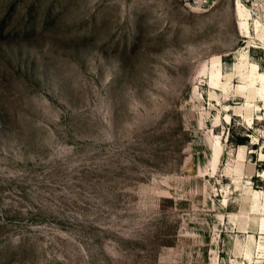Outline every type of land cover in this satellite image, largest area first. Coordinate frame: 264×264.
Returning a JSON list of instances; mask_svg holds the SVG:
<instances>
[{
  "label": "rangeland",
  "instance_id": "1",
  "mask_svg": "<svg viewBox=\"0 0 264 264\" xmlns=\"http://www.w3.org/2000/svg\"><path fill=\"white\" fill-rule=\"evenodd\" d=\"M0 264H264V0H0Z\"/></svg>",
  "mask_w": 264,
  "mask_h": 264
},
{
  "label": "trees",
  "instance_id": "2",
  "mask_svg": "<svg viewBox=\"0 0 264 264\" xmlns=\"http://www.w3.org/2000/svg\"><path fill=\"white\" fill-rule=\"evenodd\" d=\"M229 140L234 141L236 144H248V136H234L233 134L229 136Z\"/></svg>",
  "mask_w": 264,
  "mask_h": 264
},
{
  "label": "bare ground",
  "instance_id": "3",
  "mask_svg": "<svg viewBox=\"0 0 264 264\" xmlns=\"http://www.w3.org/2000/svg\"><path fill=\"white\" fill-rule=\"evenodd\" d=\"M244 147L241 146V149L240 150H243ZM242 153V152H241Z\"/></svg>",
  "mask_w": 264,
  "mask_h": 264
}]
</instances>
